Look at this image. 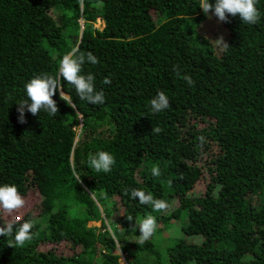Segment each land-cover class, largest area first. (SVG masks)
Returning <instances> with one entry per match:
<instances>
[{
  "label": "trees",
  "instance_id": "16d2710c",
  "mask_svg": "<svg viewBox=\"0 0 264 264\" xmlns=\"http://www.w3.org/2000/svg\"><path fill=\"white\" fill-rule=\"evenodd\" d=\"M198 4L0 0V184L25 199L20 216L0 212V226L34 221L23 247L0 236V264H264V0L254 25L238 14L209 18ZM74 46L98 58L82 73L95 76L105 103L81 100L62 81L75 108L57 91L54 116L26 109L18 122L24 84L57 73ZM158 91L171 106L154 114ZM98 150L115 158L111 172L88 165ZM131 188L168 210L125 195ZM147 215L158 227L141 244L135 221Z\"/></svg>",
  "mask_w": 264,
  "mask_h": 264
},
{
  "label": "clouds",
  "instance_id": "9594fccd",
  "mask_svg": "<svg viewBox=\"0 0 264 264\" xmlns=\"http://www.w3.org/2000/svg\"><path fill=\"white\" fill-rule=\"evenodd\" d=\"M258 0H215V3H210V0H199V7L203 10L206 16H209L210 10L212 14L220 22H227L229 15L241 18L246 25L257 24L261 19V13L257 8ZM209 18H211L209 16ZM225 47L229 45L224 42L223 38H219ZM98 64V58L91 52L83 53L79 46H74L70 51L66 52L58 63V71L55 74L40 73L31 77L25 84L24 89L26 98L20 100L17 111L19 113L18 122L25 123V110L27 109L32 115H37L43 110L49 116H54L59 110L56 101L53 99L54 95L59 91L60 99L64 100L69 106L75 108L72 99L63 91L62 81H66L72 85L81 100H86L93 105H103L106 97L103 90H97L94 85L95 76L92 73L83 74L82 66L85 62ZM176 75L183 79L190 87L194 86L195 81L188 74H182L179 66H174L173 69ZM104 84H110L109 77H105ZM169 97L163 91H158L157 94L150 100V109L152 113H161L170 108ZM78 112V111H77ZM154 133H160L161 128L156 127L152 129ZM200 142L203 143L205 138L201 136ZM115 164V158L112 154L105 150H98L91 154L88 158V165L97 173H109ZM154 177L161 175L160 167L154 166L151 169ZM73 175L78 182L81 181V176L73 172ZM124 194L131 196L132 199H137L142 205L151 206L153 211L164 212L169 208L166 200L156 198L150 193H146L139 188L124 189ZM25 206V199L18 191L16 185L3 183L0 184V212L11 214ZM18 219V218H17ZM129 221L133 217L128 216ZM135 225L139 227L140 243L147 242L157 231V219L155 216L147 215L144 218L135 221ZM34 227L33 220H25L19 225L16 224L15 219H9L3 222L0 226V236L11 237L12 242L10 246L23 247L26 242L33 238L32 229ZM115 239V234L113 233Z\"/></svg>",
  "mask_w": 264,
  "mask_h": 264
},
{
  "label": "rangeland",
  "instance_id": "374dc122",
  "mask_svg": "<svg viewBox=\"0 0 264 264\" xmlns=\"http://www.w3.org/2000/svg\"><path fill=\"white\" fill-rule=\"evenodd\" d=\"M95 25L96 26H98L99 28H102V26H103V21L100 19V18H98L97 19V21H96V23H95ZM209 27V25H207V24H205L203 27H202V30H201V32H205L206 30H207V28ZM202 34H204V33H202ZM7 214V213H6ZM16 214V216L18 215V216H20L19 214H21V213H12L11 214V216H13V215H15ZM7 215H9V214H7ZM91 224L92 225H99L100 223L99 222H91ZM175 233V231H173V234ZM122 259L123 258H121V261H122Z\"/></svg>",
  "mask_w": 264,
  "mask_h": 264
},
{
  "label": "flooded vegetation",
  "instance_id": "af4514ba",
  "mask_svg": "<svg viewBox=\"0 0 264 264\" xmlns=\"http://www.w3.org/2000/svg\"><path fill=\"white\" fill-rule=\"evenodd\" d=\"M125 261H124V259H123V263H124Z\"/></svg>",
  "mask_w": 264,
  "mask_h": 264
}]
</instances>
